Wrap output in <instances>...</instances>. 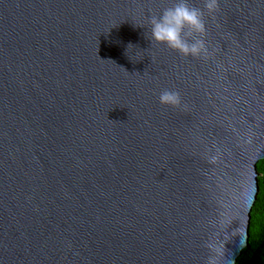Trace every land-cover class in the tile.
I'll return each instance as SVG.
<instances>
[{"label":"water","instance_id":"95a60500","mask_svg":"<svg viewBox=\"0 0 264 264\" xmlns=\"http://www.w3.org/2000/svg\"><path fill=\"white\" fill-rule=\"evenodd\" d=\"M174 2L0 0V264H209L230 215L249 230L264 0H189L208 60L151 38Z\"/></svg>","mask_w":264,"mask_h":264},{"label":"clouds","instance_id":"9594fccd","mask_svg":"<svg viewBox=\"0 0 264 264\" xmlns=\"http://www.w3.org/2000/svg\"><path fill=\"white\" fill-rule=\"evenodd\" d=\"M204 7L209 14H213L218 11V0H205ZM149 23L151 25V38L155 42L165 44L183 56L208 60L215 54V49L210 51L205 40L207 28L203 19V11L197 7H190L189 0H175L173 5L165 8L159 16L153 15ZM185 29H188L190 33L199 34L200 38L189 43L184 38ZM159 101L161 104L176 108L181 106V96L177 91H162ZM244 197V192H241L234 200L241 203L242 206H246L248 201L245 204ZM234 221L238 222L237 226L233 228L223 243L215 247L216 258L211 260L209 264H234V254L230 256L227 251V242L230 239H235L239 248L248 243L246 215L239 212L233 213L228 217L227 224L231 225Z\"/></svg>","mask_w":264,"mask_h":264},{"label":"trees","instance_id":"16d2710c","mask_svg":"<svg viewBox=\"0 0 264 264\" xmlns=\"http://www.w3.org/2000/svg\"><path fill=\"white\" fill-rule=\"evenodd\" d=\"M259 191L250 212L249 240L236 264H264V160L257 163Z\"/></svg>","mask_w":264,"mask_h":264}]
</instances>
